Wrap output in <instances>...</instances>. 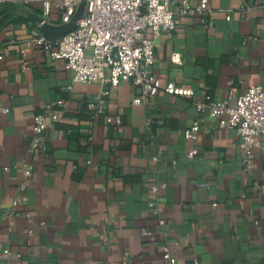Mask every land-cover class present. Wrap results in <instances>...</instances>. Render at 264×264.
Returning a JSON list of instances; mask_svg holds the SVG:
<instances>
[{"label":"crops","instance_id":"obj_1","mask_svg":"<svg viewBox=\"0 0 264 264\" xmlns=\"http://www.w3.org/2000/svg\"><path fill=\"white\" fill-rule=\"evenodd\" d=\"M189 2L210 7L213 25L195 14L162 31L152 72L191 87L192 96L161 90L135 104L140 87L122 81L105 85L102 113L89 101L104 85L73 82L64 59L25 44L43 3L0 5V264H121L125 252L130 264H169L167 245L175 264H264V153L248 171L238 133L212 118L201 124L194 157L184 137L199 116L196 99L264 83V2ZM48 22L61 23L57 7ZM59 111L65 115L54 121ZM37 114L50 123L42 151L31 149ZM26 162L32 174L22 189ZM160 180L165 223L149 206Z\"/></svg>","mask_w":264,"mask_h":264},{"label":"built area","instance_id":"obj_2","mask_svg":"<svg viewBox=\"0 0 264 264\" xmlns=\"http://www.w3.org/2000/svg\"><path fill=\"white\" fill-rule=\"evenodd\" d=\"M41 1L45 18L51 14L55 6L61 11V23L68 22L77 11L81 0H0V5L29 3ZM264 2V0H259ZM175 0H87L83 17L77 21L76 26L57 40L47 38L40 27L31 31L26 45L42 48L52 59H64L65 67L72 74L73 82H98L104 85L89 105L97 113L103 112L104 98L109 92L105 85L117 86L122 81H131L140 87V93L133 97L135 104L145 103L159 91L192 96L193 89L181 86L174 81H166L152 72L156 61L155 37L162 31L169 33L175 31L187 16L198 14L200 22L206 27L212 26L213 21L208 20L206 14L210 7L192 5L189 0L176 9ZM250 6L245 4L243 11H248ZM150 30V32H149ZM25 54L26 46H22ZM181 53L174 52L172 61L180 62ZM22 67H28V62L23 61ZM235 97V103L231 99ZM61 104L56 101L50 104ZM196 110L199 114L184 130V137L193 145L188 152L189 157L198 153L194 145L198 142L202 131L201 124L207 118L215 119L225 128L234 129L240 136V147L243 151L244 168L248 171L255 166L258 151L264 153V83L249 85L245 91L236 95L233 91L222 100L213 99L206 94L205 99L195 100ZM65 115L59 111L53 115V120L58 121ZM121 123L120 116L116 117ZM112 117H108L111 121ZM162 122L163 120H159ZM151 122V120H149ZM44 114H37L32 125L31 149L42 151L46 147V130L49 126ZM159 159V156L155 157ZM25 180L21 188L26 187V179L32 174L29 162L22 165ZM259 184V183H258ZM166 181H157L152 186V199L149 201L151 211L159 218L161 223L165 219L160 213L161 189L166 187ZM10 215H19L14 210ZM144 235L148 234L143 229ZM9 252V249H5ZM125 252L121 264H130ZM21 256V253H18ZM163 258L169 264H175L176 258L171 254L170 247H164ZM17 264H22L18 262Z\"/></svg>","mask_w":264,"mask_h":264},{"label":"water","instance_id":"obj_3","mask_svg":"<svg viewBox=\"0 0 264 264\" xmlns=\"http://www.w3.org/2000/svg\"><path fill=\"white\" fill-rule=\"evenodd\" d=\"M86 3L87 0H81L79 7L75 14L72 16L70 21L60 23V24H52L48 22V19L43 17L40 19V29L41 32L49 39L51 40H57L60 37H62L64 34L68 33L70 30H72L76 24L77 21L80 20L86 9Z\"/></svg>","mask_w":264,"mask_h":264}]
</instances>
